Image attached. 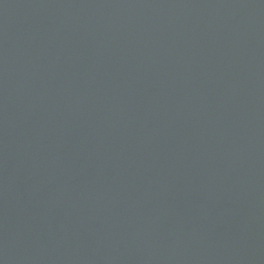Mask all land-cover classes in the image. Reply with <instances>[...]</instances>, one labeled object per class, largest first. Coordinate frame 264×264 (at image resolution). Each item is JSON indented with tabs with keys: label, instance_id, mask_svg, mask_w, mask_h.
<instances>
[{
	"label": "water",
	"instance_id": "obj_1",
	"mask_svg": "<svg viewBox=\"0 0 264 264\" xmlns=\"http://www.w3.org/2000/svg\"><path fill=\"white\" fill-rule=\"evenodd\" d=\"M0 264H264V0H0Z\"/></svg>",
	"mask_w": 264,
	"mask_h": 264
}]
</instances>
